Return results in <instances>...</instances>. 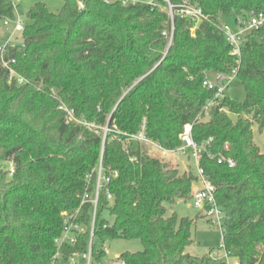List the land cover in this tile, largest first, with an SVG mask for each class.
<instances>
[{"label":"trees","instance_id":"trees-1","mask_svg":"<svg viewBox=\"0 0 264 264\" xmlns=\"http://www.w3.org/2000/svg\"><path fill=\"white\" fill-rule=\"evenodd\" d=\"M185 2L207 17L195 31L179 14ZM16 11L12 0H0L2 21ZM259 12L264 0L31 7L17 47L6 53L27 82H9L0 62V264H71L73 252H86L100 164L109 181L100 189L94 241L139 240L141 250L118 257L126 264H211L214 249L203 257L187 253L195 221L167 214L166 204L191 199L196 175L130 139L145 127L146 137L175 150L187 123L206 146L200 164L226 213L223 248L237 264H264V152L253 132L257 124L264 135V25L242 45L237 78L245 100L227 96L206 115L215 92L203 86L208 72L228 74L235 66L223 26ZM77 211L85 231L54 258L64 213ZM93 246V260H101L103 249Z\"/></svg>","mask_w":264,"mask_h":264},{"label":"built area","instance_id":"built-area-1","mask_svg":"<svg viewBox=\"0 0 264 264\" xmlns=\"http://www.w3.org/2000/svg\"><path fill=\"white\" fill-rule=\"evenodd\" d=\"M126 1L123 0V3ZM83 8L84 6L81 5ZM171 11L173 7H170ZM15 19H4L3 26L6 31L7 37L0 39V62L3 67L8 69L9 72V82L16 81L18 85H22L27 82L26 78L20 75L13 64L15 63V59H8L6 57L7 50L17 47L19 37L24 30L25 21H22L18 15V12H15ZM179 14L182 17H187L192 22V31H195L199 24L207 19L206 15L202 12L201 9L196 6L185 2L180 6ZM264 25V12L252 13L247 20L239 19L237 24L233 27L231 25H224L222 30L226 37L227 42L231 46V54L235 57V66L232 71L228 74L226 73H215L208 72L205 75L203 80V86L207 90H211L215 92V95L212 99H209L204 107V113L207 115L209 111L220 104V102L229 96V92L231 90V85L233 81L237 78L239 72V66L241 63V54H242V45L245 41L246 34L253 30L258 29ZM145 127L143 130L136 135H132L130 137L131 140L139 141L145 143L147 146H154L155 148L164 151V152H179L182 155L187 154L188 151L191 152V156L194 159L196 164L198 176L197 180L200 182L201 187L192 193V205L198 210L204 212L206 218L210 222L211 225L217 227L220 231H223V223L226 218L225 211L219 206L216 198V188L213 183L206 176L204 169L202 168L200 161L204 151H206L205 145H198L193 138V123H187L183 126L182 132L179 135V138L182 142V145L175 150H167L164 149L158 142H155L152 139H149L145 135ZM108 129L106 128V132ZM212 139H209L207 143H210ZM228 150L229 147L226 146ZM211 157L213 155L210 154ZM223 158H219L218 162H223ZM227 163L230 167L235 166V162L231 159L227 160ZM11 174L14 173V166L10 165ZM109 179L103 175L102 165L100 164L98 169V177L97 184L95 190V196L91 200L94 206L93 220H92V228L90 240L88 243L87 251L79 254L78 252H73L70 256L71 264H78L80 260L84 261V264H91L93 261V234H94V223H95V215L96 208L98 205V199L100 194V189L104 182H108ZM87 198V195L85 199ZM108 199L112 200V195L108 192ZM69 215L64 213L65 218L63 221V231L61 236L55 239V244L57 247L54 258L60 256L61 249L64 245L70 244L75 245L78 242L80 236L84 233L85 228L81 226L79 223L75 221L77 214ZM223 247V246H222ZM226 252V250H225ZM103 253H110L106 246L103 247ZM215 255L217 253H214ZM218 256V255H216ZM226 256L229 257L226 252ZM223 260V259H222ZM120 264H126L124 260H119Z\"/></svg>","mask_w":264,"mask_h":264},{"label":"rangeland","instance_id":"rangeland-1","mask_svg":"<svg viewBox=\"0 0 264 264\" xmlns=\"http://www.w3.org/2000/svg\"><path fill=\"white\" fill-rule=\"evenodd\" d=\"M17 6V12L22 21L26 19V12L37 3H44L52 12H58L63 6V0H12ZM127 2H151V0H125ZM171 14L172 11H171ZM231 26H235L232 24ZM7 37L6 31L3 26V21L0 19V38ZM231 99L243 102L246 97L245 89L242 86L241 81L236 78L229 92ZM106 133V128H104ZM254 140L260 147L261 151L264 152V135L259 131L257 124L253 127ZM148 151L153 156H157L166 161L177 165L181 172L192 171L194 175L198 176L196 164L191 156V152L182 155L179 152H164L154 146H148ZM201 184L197 180L193 185V190L200 188ZM167 214L171 215L176 212L179 217H189L195 221L192 229L193 243L187 248V253L196 257H203L208 255L212 249L214 251L210 255L213 262L211 264H217L220 260L224 261L225 264H237V259L233 257H227L223 246V235L217 227L210 224L206 216L200 210L192 205V200H177L174 204H166ZM201 214V215H200ZM97 249H103L106 246L110 253L105 254L101 260H93L91 264H120L118 257L126 252H136L142 249V243L139 240H125V239H113L104 238L103 240L95 239L94 241ZM214 253H217L216 256Z\"/></svg>","mask_w":264,"mask_h":264},{"label":"crops","instance_id":"crops-1","mask_svg":"<svg viewBox=\"0 0 264 264\" xmlns=\"http://www.w3.org/2000/svg\"><path fill=\"white\" fill-rule=\"evenodd\" d=\"M199 189V188H198ZM197 190V189H196ZM194 191V190H193Z\"/></svg>","mask_w":264,"mask_h":264}]
</instances>
